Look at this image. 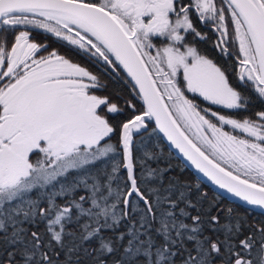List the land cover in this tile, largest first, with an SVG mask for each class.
<instances>
[{
	"label": "snow or ice",
	"instance_id": "6c2138e0",
	"mask_svg": "<svg viewBox=\"0 0 264 264\" xmlns=\"http://www.w3.org/2000/svg\"><path fill=\"white\" fill-rule=\"evenodd\" d=\"M193 15L264 100V0H0V264H264V219L217 211L141 135L154 119L149 137L264 209V111L212 109L247 111L251 97L198 49ZM34 31L122 69L143 110L95 94L99 76Z\"/></svg>",
	"mask_w": 264,
	"mask_h": 264
},
{
	"label": "flooded vegetation",
	"instance_id": "af4514ba",
	"mask_svg": "<svg viewBox=\"0 0 264 264\" xmlns=\"http://www.w3.org/2000/svg\"><path fill=\"white\" fill-rule=\"evenodd\" d=\"M183 2L185 4H187L189 2V0H183ZM193 21L196 22V27L198 28V30H200L201 32L203 33H206L207 36H208V39L207 40H203V41H200L198 40L196 45L200 43V51L203 53V54H207L209 56V58H211V56L209 54H214V61H216L217 63H220L221 65H223V59H225L224 57H221L219 54H218V50L214 48V43H215V40H216V35L210 31V28L211 26H207L205 27L203 24H201L197 17L195 15H193L192 17ZM32 36L33 38L36 40V42L38 43H46L49 47L50 46H53L54 43L55 44H59L60 46H64V51L65 53H62L64 54L67 58L71 59L72 61L75 59H73L74 57H76L73 52L77 53L84 61L92 64L96 69L97 71L99 70H103L105 71L108 75L107 77L111 80H113V82H116V83H123V85L125 87H127L131 93V96L133 98L132 99H129V98H126V96L122 97L123 98V103L125 104V101H132L133 103L136 104V106H139V104H141L140 100L136 97V94L135 92L132 90V87L129 83V78L126 76V74L123 72L122 69H120L118 71V73H114L112 72L111 70L109 69H106L105 66L103 65V63H97L94 59H91L89 56H86L84 55L83 53L79 52V51H76V50H73L72 48L68 47L65 45L64 42H61V41H58L54 36L50 35V34H45L43 32H40V31H34L32 33ZM188 40H191L192 37L191 36H188L187 37ZM153 42L156 44L157 47L161 46L163 43H166V41L163 40V38H153ZM56 47L52 48V49H55ZM154 52V50H153ZM44 52H41L40 55H45V54H42ZM68 54L70 55V57L68 56ZM234 59L235 60V57H231L230 60ZM182 76L180 75V79L179 80H182L181 78ZM185 94L188 96H192L194 98L195 95L191 94V93H188L186 90H185ZM197 96V95H196ZM137 98V99H136ZM197 99V98H196ZM138 100V101H137ZM116 102L122 104L124 106V104L122 102H120V100H116ZM142 106V105H141ZM142 109V108H141ZM214 110H223V111H226V112H233L234 110H224L222 108H218V107H214ZM258 111H264V109H257V110H252V109H247V111H235L234 113H240L241 117H244V116H248L249 114H252V115H255L256 112ZM36 156L33 155L32 156V159H35Z\"/></svg>",
	"mask_w": 264,
	"mask_h": 264
},
{
	"label": "trees",
	"instance_id": "16d2710c",
	"mask_svg": "<svg viewBox=\"0 0 264 264\" xmlns=\"http://www.w3.org/2000/svg\"><path fill=\"white\" fill-rule=\"evenodd\" d=\"M212 59H214V54H209ZM116 86L117 90L126 91L128 93L127 98L132 99L131 93L127 87L123 85V83H116L113 82ZM255 94V93H254ZM251 101L248 106L249 109L257 110V109H264V100L250 95ZM137 99V98H136ZM138 101V100H137ZM139 110L141 111V104H139ZM122 119V117H120ZM154 128L153 124L150 122L148 124V132H151ZM148 132H142V136L145 138V141L149 144V146L158 145L156 151L162 154V163H170L174 166L173 171L170 173L171 175H180L182 179L188 180L193 184H200V191L206 192L208 194L209 199H216L217 203V211L226 208H234L237 213L241 215H246L250 221L252 220H259L264 219V215L253 211L251 209L242 207L234 202H231L221 196L216 191L209 188L206 184H204L201 180H199L183 163L182 161L167 147V145L163 142L160 135L157 133H153L151 137H149ZM118 134L112 137L114 143L117 141ZM137 140L141 139V136H136ZM155 167V164L153 165Z\"/></svg>",
	"mask_w": 264,
	"mask_h": 264
},
{
	"label": "rangeland",
	"instance_id": "374dc122",
	"mask_svg": "<svg viewBox=\"0 0 264 264\" xmlns=\"http://www.w3.org/2000/svg\"><path fill=\"white\" fill-rule=\"evenodd\" d=\"M200 45V43L199 44H197L196 46L198 47V49H200L199 46ZM54 47H56L55 49L61 54V55H64V54H62V53H65V51H64V46H60L59 44H55L54 43V45L53 46H50V47H48V49H47V51H51L52 50V48H54ZM154 51H155V49H153ZM42 54H45L46 55V52H44V53H42ZM73 54L76 56V57H74L73 59H75V61L73 60V62H75V63H78V64H80L81 66H83V67H85V68H87L88 70H90L91 72H93V73H95L96 75H98L99 76V78H100V80L102 81V83L103 84H105L106 85V87L102 90V91H97L95 94H97V95H101V96H109L111 99H112V101L113 102H116V100H120V102H122L123 103V98L122 97H124V96H126V98H127V96H128V93L126 92V91H120V90H117L116 89V86L113 84V80H111V79H109L108 77H107V73L105 72V71H103V70H98L97 71V69L92 65V64H90V63H88V62H86V61H84L77 53H75V52H73ZM207 55V54H206ZM68 56L70 57V55L68 54ZM225 58V57H224ZM223 61V65H229V67L235 62V60L234 59H232V60H230V58H225V59H223L222 60ZM218 64H220V63H218ZM228 76H229V79H230V82L232 83V85L234 86V87H236L238 90H241V91H243L246 95H253V96H255V97H257V95L256 94H254V92L252 91V89H251V86L250 85H243L238 79H237V76H236V73H235V71L234 70H232L231 69V67H230V70L228 71ZM181 76H182V74H181ZM182 78V77H181ZM178 79H180V76L178 77ZM180 82H181V85H182V83H183V78H182V80H179ZM189 93V92H188ZM191 94H193V95H195L194 93H191ZM186 95V94H185ZM197 95V96H196ZM195 95V97L197 98H194V97H192V96H187L189 99H192V100H194V102L196 103V104H198L199 105V108L200 109H203V108H207V107H209L210 105L208 104V102H206V101H204L203 100V98L202 97H200L198 94H196ZM126 102V101H125ZM116 103H118V102H116ZM119 104V106L120 107H122V108H125V112H128V109L125 107V104H124V106L122 105V104H120V103H118ZM142 105V104H141ZM250 106V105H249ZM212 107V109L214 110V107H218V108H221L220 106H211ZM251 107V106H250ZM136 108L138 109V111H140L139 110V107L138 106H136ZM143 109H141V111H142ZM214 111H217V112H222L223 114H225V115H234V116H237V118H242L240 115V113H234L235 111H233V112H226V111H223V110H214ZM248 116H253L254 117V115H252V114H249ZM226 130H230V129H227V127H226ZM118 134V133H117ZM110 142H112V143H114V141L113 140H111Z\"/></svg>",
	"mask_w": 264,
	"mask_h": 264
},
{
	"label": "water",
	"instance_id": "95a60500",
	"mask_svg": "<svg viewBox=\"0 0 264 264\" xmlns=\"http://www.w3.org/2000/svg\"><path fill=\"white\" fill-rule=\"evenodd\" d=\"M124 72V71H123ZM125 73V72H124ZM126 74V73H125ZM127 76V75H126ZM130 80V77H128ZM142 106H143V102L140 100ZM153 126L155 127V121L154 119L151 121ZM157 133L160 135L161 139L163 140V142L167 145V147L182 161V163L199 179L201 180L204 184H206L209 188H211L212 190L216 191L217 193H219L221 196H223L224 198H226L227 200L234 202L242 207L251 209L253 211H256L258 213H264V209H260L259 207L256 206H250L247 205L246 202L240 200L237 197H234L233 195L227 193L226 190L224 189H220L218 185L213 184L210 180H208L207 177H204L202 173H200L197 169H195V167L193 165H191V162L188 161L180 152L178 149H176L170 141L167 140L166 137H164L163 133L159 132V130H157Z\"/></svg>",
	"mask_w": 264,
	"mask_h": 264
}]
</instances>
